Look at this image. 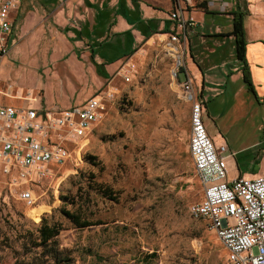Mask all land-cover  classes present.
Returning a JSON list of instances; mask_svg holds the SVG:
<instances>
[{
    "label": "rangeland",
    "instance_id": "374dc122",
    "mask_svg": "<svg viewBox=\"0 0 264 264\" xmlns=\"http://www.w3.org/2000/svg\"><path fill=\"white\" fill-rule=\"evenodd\" d=\"M155 1L163 9L170 3ZM205 2L190 0L196 21ZM233 2L245 10L244 0ZM170 10L169 4L161 17L167 19ZM230 11L229 4L221 14ZM34 25L23 30L21 20L15 21L0 89L9 84L6 76L11 74L22 86L30 81V87H14L13 95L25 97L32 89L34 98L44 93L45 100L53 99L47 105L60 106L62 97L61 106H66L94 94L109 96L91 132L78 145L64 142L70 158L51 167L53 176L32 187L36 201L31 207L14 198L0 204V264H50L44 247L35 246L42 222L61 228L56 244L71 264H224L226 251L217 236L189 214L203 191L188 151L190 104L172 79L173 60L163 47L167 36L159 33L138 45L105 79L89 72L86 45L75 48L68 43L55 57L54 41L61 28L49 21ZM75 58L82 61L79 74ZM189 63L187 53L186 67ZM125 65L133 66L129 82L119 74ZM6 101L24 105L23 100ZM260 108L264 114V106ZM202 120L209 123L207 115ZM223 139L244 178L264 176V137ZM102 189L111 198L102 196ZM64 211L100 224L77 229Z\"/></svg>",
    "mask_w": 264,
    "mask_h": 264
},
{
    "label": "built area",
    "instance_id": "2783aa9c",
    "mask_svg": "<svg viewBox=\"0 0 264 264\" xmlns=\"http://www.w3.org/2000/svg\"><path fill=\"white\" fill-rule=\"evenodd\" d=\"M21 1L0 0V69L9 50L11 13ZM170 1L172 28L163 47L173 60L172 79L190 104L188 151L203 191L201 201L190 205L189 214L202 219L205 228L217 236L226 251L224 264H264V176L229 180L228 149L217 147L206 131L203 103L185 64L188 35L198 23L190 13V0ZM229 4L230 0H206L205 7L221 14ZM132 71V65H125L119 74L129 82ZM13 94L11 85L0 89V204L14 198L31 207L36 201L32 187L51 178V167L70 158L64 142L78 145L91 132L109 94H95L82 105L65 109L38 108L39 98L30 92L25 97ZM5 99L23 100L24 105H9Z\"/></svg>",
    "mask_w": 264,
    "mask_h": 264
},
{
    "label": "crops",
    "instance_id": "0c3cea01",
    "mask_svg": "<svg viewBox=\"0 0 264 264\" xmlns=\"http://www.w3.org/2000/svg\"><path fill=\"white\" fill-rule=\"evenodd\" d=\"M152 2L158 3L159 7H151L148 3ZM169 4L171 5V1L163 9L155 0H22L19 7L11 13L12 27L7 41V56L12 52L17 19L21 20L23 30L32 28L37 23L44 26L49 21L61 28L54 41L57 46L55 57L66 51L68 43L75 48L86 45L89 72L96 73L94 63L103 64V71L108 78L118 61L129 58L125 55L130 51L137 50L141 43H148L153 36L159 33L163 36L166 35L164 31L171 30L168 15L167 19L161 17ZM244 4L245 10L239 3L230 0L231 11L239 8L245 13V60L254 93L248 90L242 80V62L234 57L233 37L226 36L232 30L229 14L197 12L198 24L188 35L190 63L187 70L203 103L202 118L203 115L209 118V123L205 124L206 131L213 137L217 147L226 146L228 149L226 155L229 180L243 175L235 157L229 155L232 152L230 153L223 137H264V114H261L263 111L260 108L264 106V0H244ZM83 13L87 16L83 17ZM14 53L18 55V52ZM7 56L0 69L2 73L4 68L5 75L9 67ZM68 58L74 59L72 56ZM75 59L78 66L76 74H79V64L82 61ZM193 61L200 65L201 70ZM96 75L105 78L97 73ZM6 77L10 80L8 85L19 89L30 87L26 86L29 80L22 86L19 79L12 78L11 74ZM53 82H58V79ZM28 92L32 93V89ZM62 99L63 97L57 102L60 106L47 105V102L54 101L51 98L45 100L43 93L37 107L65 109L82 105L87 100L61 106ZM5 103L15 106L7 101Z\"/></svg>",
    "mask_w": 264,
    "mask_h": 264
},
{
    "label": "trees",
    "instance_id": "16d2710c",
    "mask_svg": "<svg viewBox=\"0 0 264 264\" xmlns=\"http://www.w3.org/2000/svg\"><path fill=\"white\" fill-rule=\"evenodd\" d=\"M204 12L207 14H213L212 12L208 11L205 7V3L203 5ZM229 15L231 16V23H232V30L230 33H228L226 36H232L233 37V43H234V57L236 60H239L242 62L241 67V73H242V80L246 84L249 91L253 92L252 84L250 81V75L248 66L245 60V38H244V29H243V19L245 16V13L242 12L239 8H236L235 10L230 11ZM168 31H164V33H167ZM136 50L133 49L130 51L126 57H130ZM91 56H93V52L91 53ZM199 70H201L200 65L193 61ZM96 73L100 76H103L106 78V75L103 71V64H97L94 63ZM257 99V98H256ZM258 101V99H257ZM262 104H264V101H262ZM102 196L106 198H111L110 193L106 191V189L101 190ZM73 224V226L77 229L87 228L91 227L100 223H93L91 221L83 220L79 215L70 213L68 211H64L63 213ZM61 231V228L57 225H46L44 222H42L38 228V238L39 241L35 244V246H43L44 247V253L48 255V257L51 260L50 264H71V259L68 255L64 254V251L59 250L56 244V238L58 237L59 233Z\"/></svg>",
    "mask_w": 264,
    "mask_h": 264
}]
</instances>
